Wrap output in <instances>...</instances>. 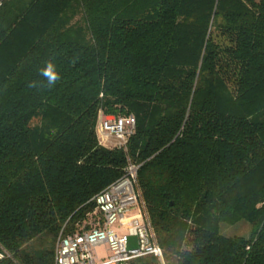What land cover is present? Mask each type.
<instances>
[{
	"label": "trees",
	"instance_id": "16d2710c",
	"mask_svg": "<svg viewBox=\"0 0 264 264\" xmlns=\"http://www.w3.org/2000/svg\"><path fill=\"white\" fill-rule=\"evenodd\" d=\"M129 162L162 257L128 264H264V0H0V264H54Z\"/></svg>",
	"mask_w": 264,
	"mask_h": 264
},
{
	"label": "built area",
	"instance_id": "2783aa9c",
	"mask_svg": "<svg viewBox=\"0 0 264 264\" xmlns=\"http://www.w3.org/2000/svg\"><path fill=\"white\" fill-rule=\"evenodd\" d=\"M135 128L133 116L112 117L100 114L97 133L106 147L126 149ZM103 142H107L105 145ZM138 167L129 162L124 175L93 198L95 209L90 228L70 235L59 234L54 249V264H128L145 255L161 258L144 207L136 190ZM130 214V217L127 215ZM130 237L137 246L128 247ZM104 247V256L97 248Z\"/></svg>",
	"mask_w": 264,
	"mask_h": 264
},
{
	"label": "rangeland",
	"instance_id": "374dc122",
	"mask_svg": "<svg viewBox=\"0 0 264 264\" xmlns=\"http://www.w3.org/2000/svg\"><path fill=\"white\" fill-rule=\"evenodd\" d=\"M105 145H108L107 142H103ZM131 215L128 214L127 217H130ZM88 230V229H87ZM86 231V230H85ZM221 232L222 234L226 236H243V237H248L250 228L247 223L245 222H240L234 226H222L221 227ZM137 246V239L135 237H130L128 241V247L129 248H134ZM97 253L99 256H104V247L100 246L97 248Z\"/></svg>",
	"mask_w": 264,
	"mask_h": 264
},
{
	"label": "clouds",
	"instance_id": "9594fccd",
	"mask_svg": "<svg viewBox=\"0 0 264 264\" xmlns=\"http://www.w3.org/2000/svg\"><path fill=\"white\" fill-rule=\"evenodd\" d=\"M42 75L47 79L49 86H53L59 79V75L55 70L53 63L49 62L47 66L41 70ZM35 84H30V87H34Z\"/></svg>",
	"mask_w": 264,
	"mask_h": 264
}]
</instances>
